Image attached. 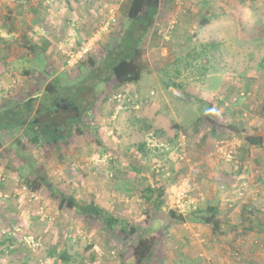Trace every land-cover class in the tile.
<instances>
[{
	"label": "rangeland",
	"instance_id": "rangeland-1",
	"mask_svg": "<svg viewBox=\"0 0 264 264\" xmlns=\"http://www.w3.org/2000/svg\"><path fill=\"white\" fill-rule=\"evenodd\" d=\"M129 2L0 0L1 20L2 14L7 15L8 20L14 15L15 18L18 15L23 17L22 9H26L27 15L33 16L28 7L34 8L38 3L44 8H51L41 22L36 23L32 17L26 20L32 23L29 27L30 37L35 40L49 38L56 45V50L49 55L53 64L48 63L43 72L40 71L44 60L39 57L33 60L30 56V62L40 74L38 76L37 73L36 78L16 74L18 78L11 73L8 81L0 79V105L9 99L22 102L37 97L39 100L47 82L53 78L60 77L65 85L80 82L92 67L89 58L98 63L103 61L107 51L123 37L128 24V20L124 19V9ZM192 2L160 0L154 24L143 40L142 60L146 69L138 83L120 86L114 79L90 89L91 82L107 78L108 70L104 69L97 77H91L84 93L89 92V100L94 103L85 110L78 123L83 131H74L68 139L45 148L28 142L21 157L13 149L17 139L27 141L25 131L19 129L3 133L0 174L6 180L0 181V264H21L22 261L27 262L29 257L30 260L23 264H41V259L44 264H65L57 256H49L55 245H59V252L65 249L69 254L75 250L80 253L75 258L78 262L70 264H89L92 250L86 239L91 230L96 232L101 228V223L97 222L93 226L91 214L83 215L69 207L58 208L60 197L52 194V191H62L65 195L78 197L79 201L94 193L103 202L109 187L110 191L112 187L118 186L142 189L140 187H161L164 184L167 187H180L185 178L190 179L192 186L203 193V200L191 205L185 217L175 209L176 217L169 214L173 218V231L183 230L186 234V238L172 244L174 255L180 256L184 248L188 247L191 260L195 259L193 264H264V235H261L264 231H256L257 234L249 232L246 222L244 226L230 230L234 240L227 237L226 240L218 241L212 234V224L190 219L192 212L204 210L217 199L216 195L210 197V202L207 201V193L199 178L200 166L205 164L207 158L211 164L215 162L232 172V168L237 169L239 160H236L240 153L248 150L247 159L244 160L247 167L240 173L247 177L253 175L257 179L263 178L264 165L260 158H264V145L248 144L241 135L234 133L231 126L243 130L244 137L264 133V0ZM200 4L203 5L200 13L192 9V6L198 9ZM16 12H19L18 15ZM112 17L116 20H110ZM207 19L208 22H205ZM108 21L111 22L106 24ZM17 33L19 29L13 31V35ZM7 34L6 27H0V36ZM188 53L190 57L186 56ZM71 54L76 57L81 55L73 66L68 65ZM12 56L17 57L16 54ZM1 58L2 54L0 65ZM21 58H24L23 54ZM182 58L188 63L183 64ZM178 62L182 63L177 65ZM177 68L179 70L176 71ZM7 69L11 71V66ZM209 73L219 75L207 82ZM248 77L254 80H251V85ZM232 82L238 90L230 93L227 84ZM117 93H124L121 101L114 98ZM217 141H223L227 150H235L232 159L216 151ZM145 142L152 153L144 159L146 162L142 160L140 163L137 155L140 145ZM182 154H186L184 158L178 157ZM29 163L45 178V183L36 190L25 182L26 175L31 173ZM158 168L161 169L159 173L156 172ZM245 175L240 183L245 182L244 178L247 179ZM224 178V186L228 187L229 178L233 177L225 175ZM77 187L82 188L78 191ZM238 188L228 195L219 196L228 203L242 199V202L232 206L248 204L245 201L246 192L253 196L259 193L264 201V187ZM198 194L196 191L193 193ZM127 196L121 190L120 199ZM262 199L256 209L259 216ZM138 200H141L139 196L127 204L131 211L127 209L126 213L123 212L126 217H131L132 223L139 219L135 218L142 205ZM141 228L146 229L144 225ZM250 234L251 241L256 238L259 241L257 245L249 241ZM25 236L34 240L28 242ZM115 243L117 246H104L105 251L111 250L103 255L105 260L102 264H125L124 257L119 258L118 255L117 248L121 243ZM99 246L103 247L102 244ZM112 251L117 254L115 258L110 256ZM127 252L132 253L130 246ZM10 255L15 260H11ZM172 257V253L165 256L150 255L139 264L188 263L184 257ZM131 263L132 260H129L126 264Z\"/></svg>",
	"mask_w": 264,
	"mask_h": 264
},
{
	"label": "crops",
	"instance_id": "crops-1",
	"mask_svg": "<svg viewBox=\"0 0 264 264\" xmlns=\"http://www.w3.org/2000/svg\"><path fill=\"white\" fill-rule=\"evenodd\" d=\"M68 3L73 0H67ZM77 0H74L76 3ZM171 1V0H169ZM193 0V4H195ZM73 4V3H72ZM26 5V4H25ZM29 6V5H26ZM201 5L200 7L198 6V9H195V6H192L193 10H197L198 13L201 12ZM23 7V5H22ZM30 11L33 12V16H29L26 14V9H22L21 13H23V17L19 16L18 13V18H15V15L13 17H8L9 20L6 18L7 15L2 14V20L0 19V27H6V34L4 37L0 36V54H2V62L0 65V79H5L9 80L8 76L10 74H14V76L18 77L16 74H21L20 77H23L22 74L29 75L33 78H36V74H39L38 68L34 67L32 65V59H30V56L33 58V60H36L37 57L42 58L41 60H44V66H47V64H53L51 60H49V55L53 54L54 50H56V45L50 41V39H44L42 37L39 40H35L32 36V39L30 37V32L29 27L32 25L29 21L26 20V18H33V20L36 21V23L41 22L45 19V16L48 13V10H51L48 6L44 8L43 5L38 3V6L32 8L28 7ZM42 8V12H40V9ZM192 9H189L191 11ZM20 10V9H19ZM188 10V9H187ZM15 11V9H14ZM29 16V17H28ZM19 29V33L13 35V31H16ZM74 29L70 30L73 31ZM188 31H190L188 29ZM47 38V37H45ZM13 54H16L17 57L15 58L12 56ZM22 54L24 55V58L22 59L21 56ZM21 59V60H19ZM26 63H25V62ZM31 63L26 65L27 63ZM7 65V66H6ZM11 66V69H10ZM9 68L11 71L6 70V68ZM44 69V68H43ZM19 70V71H17ZM37 71V72H36ZM41 72V71H40ZM215 72L211 71L210 73ZM219 72V71H218ZM208 74L209 77L206 78V81L208 80H213L216 79L219 74ZM254 74V73H252ZM212 76V77H210ZM224 76V75H223ZM222 76V77H223ZM248 76H251L249 74ZM256 76V75H255ZM27 77V76H26ZM257 77V76H256ZM260 78V77H257ZM251 80L254 81L251 77H248V81H250L251 85ZM259 80V79H258ZM264 84V80L262 81ZM233 83V84H232ZM228 83V89L230 93L233 91H237L236 87L234 86V82ZM236 90H233V89ZM239 88V87H238ZM264 92V88L262 89ZM263 113H264V108H263ZM259 136H261V133ZM263 137V142H264V133L262 135ZM198 142V141H197ZM196 142V143H197ZM146 146H148L146 144ZM144 146L143 149H146V151L150 156L152 153V149H149L148 147ZM197 146H199V143H197ZM252 150V147H251ZM247 151V152H246ZM244 150L240 153L238 159V166L237 169L232 168V172H229L228 169L220 167L217 163L213 162L214 164H211V160L208 158L206 159L205 164L201 165V173L199 175L200 180L202 181L201 183L203 184V189L206 191V199L207 201L210 202V197L216 196L217 199L215 204L217 206V216L220 218L222 225L219 229V231L216 233L215 231H212V234L214 235L215 240H226L227 239H232L234 238L230 234V230L237 226H244L245 223L249 224L250 226L256 225L258 223L264 224V201L262 199V196H260L259 193H254L255 196L252 195V193L246 192L245 197L247 198L248 204H252L256 208L259 207L258 204H260L261 199H262V204L261 206V213L260 216L258 215L256 218L251 217L247 218L246 215L243 213V210H241L240 206H242L240 203L238 205L232 206L233 204H237L238 201H233V203H228L227 200L224 199V197H220V194H225L228 195L231 192H234L237 190L238 187L240 188H247V187H264V173H263V178L258 177H252L251 176H246L242 172L244 167H247V164L245 163L247 157L246 154H248V150ZM253 156V155H252ZM138 157V155H137ZM245 157V158H244ZM240 158V159H239ZM172 159V158H171ZM139 161L142 162V159H138ZM208 160V161H207ZM241 160V161H240ZM245 160V161H244ZM173 161V159H172ZM262 161V164L264 165V158H260V162ZM140 162V163H141ZM174 165H175V161ZM251 163V161H250ZM176 166V165H175ZM185 166V165H184ZM220 168H219V167ZM242 168V169H241ZM264 169V168H263ZM177 170V169H176ZM182 174V173H181ZM180 174V175H181ZM253 174V173H252ZM180 175L178 178H180ZM183 175V174H182ZM231 175L233 179L229 178L230 184L228 187H225V181L226 178L224 176ZM245 175L247 179L244 178L245 182L240 183L242 180V176ZM206 176V177H205ZM251 177V178H250ZM205 178V179H204ZM221 183L223 185H221ZM117 184V183H116ZM245 185V186H244ZM118 186V185H117ZM82 187H77L76 190H81ZM118 188V189H117ZM142 189H138V187H112L110 191V187L108 192L105 195V198L103 202L100 201V196L97 197L95 196L94 193L90 195V197L87 196V198H83L82 201L79 202L88 204L92 206L93 210H96L98 212H101L102 215L99 216L98 214H92L90 217V220H94L93 226L97 225V222L101 223V228H98L97 231L91 230L88 238L89 244L91 245V250L92 252L89 255L88 258V263L89 264H102V262L105 260L103 257L104 254L108 253L110 249L105 251L106 245L108 246H117L116 241H119L121 244H119L118 249V255L123 258V263H128L129 260H132L131 264H136V259H133L134 256V246L137 245L139 239L144 238V237H151L153 238L152 241V252L151 255H159V256H165L166 254L170 255L172 253L173 257L172 259H178L184 257L187 262H192L189 264H193V261L195 259L190 258L191 251H189L188 247H185L184 252L180 253V256L174 255V251L172 249V244H176L178 241H180L183 238H186L185 232H174L172 228V221H173V214L172 212L174 209L171 206V201L172 197L175 193V190L177 187H167L164 184H161V187H140ZM243 188V189H245ZM96 189V188H95ZM239 189V188H238ZM120 191L117 193L116 191ZM121 190H123V193L125 195H128L127 198L125 199H120V193ZM252 190V189H251ZM60 191V190H56ZM135 193L132 195V192ZM62 192V191H60ZM85 192V191H84ZM251 192V191H250ZM53 194V191L51 192ZM58 195V194H57ZM55 195V196H57ZM116 195V197H115ZM257 195V196H256ZM77 196V195H76ZM139 196L141 200H138L139 202H142L140 206V211H138V214L135 216V218H139L136 222H131V217H126L123 212H127L128 210L131 211L130 209L127 208V204L133 200H135ZM143 196V198H142ZM131 198V199H130ZM236 198V196H235ZM234 198V199H235ZM205 199V200H206ZM228 199V198H226ZM77 201V202H78ZM226 201V202H225ZM212 204V203H210ZM240 205V206H239ZM58 208L60 209H65L66 207H63V204H61V200L59 201ZM128 209V210H127ZM149 210V211H148ZM146 213V214H145ZM140 214V216H139ZM171 214V215H169ZM123 224L124 226L127 224L126 229H123ZM133 224L132 227H135V231L132 232L131 230V225ZM142 224V225H140ZM149 224V226L145 225ZM154 224V226H152ZM144 227L146 229H143L141 227ZM202 225V224H201ZM141 226V227H140ZM207 228V227H206ZM264 228V227H262ZM264 231V230H262ZM254 234H257L256 231H253ZM261 235H264L263 233ZM190 236V235H189ZM251 234L249 236V241H251ZM2 237V236H1ZM112 237V239H111ZM259 237V235H258ZM10 238H7L9 240ZM101 239V240H100ZM4 241V239H2ZM101 241V242H100ZM96 242L102 244V247L99 246ZM251 244H253V241H251ZM130 246L131 252L128 254L127 252V247ZM12 247V245H10ZM133 248V251H132ZM9 251V250H8ZM12 254L14 253V249H12ZM106 252V253H105ZM165 254V255H164ZM80 255V253L76 252V250L72 253V263H76V257ZM129 255H132L131 257ZM11 256V255H10ZM129 257V258H128ZM13 256L10 257L11 260H15ZM111 259V258H110ZM129 259V260H128ZM30 260V257L27 259V262ZM152 261V259L150 260ZM6 262H8V259H6ZM26 261H22L21 264L27 263ZM78 262V261H77ZM187 263V264H188ZM159 264H163V262H160ZM167 264V263H165ZM174 264V263H173Z\"/></svg>",
	"mask_w": 264,
	"mask_h": 264
},
{
	"label": "trees",
	"instance_id": "trees-1",
	"mask_svg": "<svg viewBox=\"0 0 264 264\" xmlns=\"http://www.w3.org/2000/svg\"><path fill=\"white\" fill-rule=\"evenodd\" d=\"M128 4L127 8L124 9V19L128 20V24L124 30L123 37L107 51L103 61L98 63L93 58H89L92 67L84 74L80 82L65 85L62 83L60 77L53 78L47 82L42 92V97L39 100L37 97H30L22 102H15L14 99H9L5 104L3 103L0 105V147L4 143V139H2L4 132H13L19 129L25 131L24 133L27 138V141H21L19 139L16 141L13 150L19 156H23L22 151L25 149L28 142L39 148H45L50 144H57L61 140L68 139L74 131L75 133H80L81 130L83 131V129L78 126V123L85 110L94 103V101L89 100V92L84 93L85 90H87L86 85L91 82L92 76L97 77V74L102 73L104 69L108 70L107 78L103 80L96 79L91 82V85H89L90 89L106 80L111 82L115 79L120 86L138 83L141 80L146 69L145 63L142 60L143 40L154 24L156 15L159 11L160 0H130ZM205 22H208V19L205 20ZM189 54L190 53L186 56L190 57L191 55ZM181 60L182 62L184 61L183 64H186V62L188 63V60L183 58ZM175 61L174 63L177 62ZM182 62H178L177 65ZM43 68L46 69V66H42L41 72H43ZM177 70H179V68H177L176 71ZM232 127L234 133H237L238 136L241 135L248 144L257 146L264 145L262 136L248 135L244 137L245 132H243V130H240L236 126H231V128ZM215 132L214 130V133ZM146 144L145 142L140 145V153H138V159L141 158L144 162H146L144 159H147L149 155L144 151L146 149H143ZM32 165V163L28 165L31 173L26 175L25 182L31 189L36 190L45 183V178L38 174L39 170ZM53 194H58L57 197H60L63 207L77 209L80 214L83 215L87 213L91 215H102L101 212L93 210L91 205L77 202L78 200L74 196H68L62 192L54 191ZM256 209L257 208L251 206V204L242 206L243 213L247 214L246 217L250 219L253 214L254 217L259 215ZM172 214L176 217L175 211L172 212ZM191 215L192 218L190 219L195 222L212 224L213 230L216 233L222 225L220 218L217 216V206L215 204H208L204 210L200 209L198 212L194 211ZM180 218L184 219L183 217ZM247 226L249 232L264 230V228H262L264 224L261 223L252 226L248 224ZM126 227L127 224L125 226L123 224V229H126ZM131 230L134 232L135 227L131 226ZM152 239L151 237L141 238L137 245L134 246L133 259H136V264L141 263L143 259L151 255ZM258 242L257 238L253 239V245H257ZM57 246L59 245L52 247L49 256H57L65 264L72 263V254H69L65 249L60 252L57 251ZM74 262H77V259ZM79 264H82V262H79Z\"/></svg>",
	"mask_w": 264,
	"mask_h": 264
},
{
	"label": "built area",
	"instance_id": "built-area-1",
	"mask_svg": "<svg viewBox=\"0 0 264 264\" xmlns=\"http://www.w3.org/2000/svg\"><path fill=\"white\" fill-rule=\"evenodd\" d=\"M110 20L115 21V17H112ZM111 21H108L106 24L110 23ZM87 49L84 50V52ZM78 57L80 58L81 55L79 54ZM78 57H76L75 54H71L68 58V65L69 66H73L77 63L78 61ZM115 99H118L119 101L122 100V94H115L114 95ZM224 140V139H223ZM217 144H215L216 146V151L221 152L224 156H229L228 158H233L234 157V153L235 150L232 148V150H227L225 145L223 144V141H217ZM186 154H182L179 155L178 157L180 158H184ZM161 170V169H160ZM159 168L156 170V172H160ZM158 172V173H159ZM185 178V176L183 177ZM6 180V177L3 174H0V181H4ZM198 192V195H193L194 192ZM203 193L197 188V187H193L192 183L190 181V179L185 178L182 182L180 187H177L175 190V193L172 197V201H171V206L173 209L177 210L178 213H180L181 215H183L185 217L186 212L191 210L190 206L191 205H197L202 198ZM80 232V231H79ZM81 234V233H80ZM76 236V235H75ZM25 240H27L28 242L33 241L34 239H28V237H24ZM112 254V255H111ZM110 254V256H112V258L116 257V252L112 251ZM41 264H44V260L41 259L40 260Z\"/></svg>",
	"mask_w": 264,
	"mask_h": 264
}]
</instances>
